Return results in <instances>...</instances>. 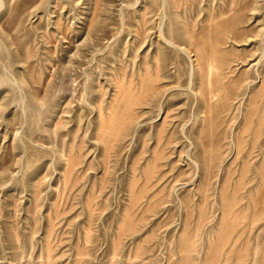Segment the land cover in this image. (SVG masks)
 Wrapping results in <instances>:
<instances>
[{
	"label": "rangeland",
	"instance_id": "1",
	"mask_svg": "<svg viewBox=\"0 0 264 264\" xmlns=\"http://www.w3.org/2000/svg\"><path fill=\"white\" fill-rule=\"evenodd\" d=\"M263 86L264 0H0V264H264Z\"/></svg>",
	"mask_w": 264,
	"mask_h": 264
},
{
	"label": "bare ground",
	"instance_id": "2",
	"mask_svg": "<svg viewBox=\"0 0 264 264\" xmlns=\"http://www.w3.org/2000/svg\"><path fill=\"white\" fill-rule=\"evenodd\" d=\"M235 3V2H234ZM245 4V3H244ZM237 6V5H236ZM236 12H238V11H236ZM235 15V14H234ZM240 17V16H239ZM242 17V16H241ZM234 18H236V17H233V15H232V18H229V19H226V20H223V21H219V22H217L214 26L212 25L211 27V29H213L214 31L213 32H204V34L202 33V34H200L197 38H195L196 39V43L194 44L195 45V47H196V53H197V57H198V60H199V63L200 62H202V63H200L201 65L202 64H204V65H208L207 67L209 68V69H211L212 68V66L215 64L214 62H217V64H216V66H218L219 65V63L218 62H220L221 64H222V62H223V60H224V58H225V51L223 50V48L220 46V44L222 43V41H223V39H224V37H223V35L225 34V30H230V31H232L234 28H236L235 27V19ZM241 19V18H240ZM217 20V19H216ZM215 20V21H216ZM237 21V20H236ZM240 21V20H239ZM241 22V21H240ZM209 24V23H208ZM210 25V24H209ZM214 27V28H213ZM187 28V27H186ZM204 28V27H203ZM239 28V27H238ZM208 30V29H207ZM210 30V29H209ZM171 31V30H170ZM189 31V30H188ZM181 32H184V31H182V29H181V31H178V32H176L177 33V35H180V34H182ZM228 32V31H227ZM190 33V32H189ZM192 33V32H191ZM198 33V32H197ZM196 34V33H195ZM194 34V35H195ZM191 35V34H190ZM227 35V34H226ZM170 36V35H169ZM192 36V35H191ZM225 36V35H224ZM228 36V35H227ZM191 38V37H190ZM223 45V44H222ZM183 47V46H182ZM194 48V47H193ZM182 49V48H181ZM186 49V48H185ZM228 51V50H227ZM158 54H159V52H158ZM232 54V53H231ZM233 56V55H232ZM158 57V56H157ZM228 61V60H227ZM198 62V61H197ZM213 62V63H212ZM227 63V62H226ZM196 65V64H195ZM203 65V66H204ZM223 65V64H222ZM218 67H220V66H218ZM222 67V66H221ZM224 67V66H223ZM198 68V67H197ZM204 67H202V69H203ZM201 69V70H202ZM209 69L207 70V71H209ZM204 70H205V68H204ZM221 70V69H220ZM222 71V70H221ZM202 72V71H201ZM210 72V71H209ZM208 72V73H209ZM223 72V71H222ZM204 73V72H203ZM206 73V72H205ZM205 73H204V75H205ZM212 74V73H211ZM160 75V74H159ZM220 75V74H219ZM217 76V74H216V76H217V78H215V85H213L214 87H216V89H220V87L223 85L222 83H223V80H221L222 79V77L221 76ZM151 76V75H150ZM201 76H202V74H201ZM154 77V76H153ZM212 77V76H211ZM149 78V77H148ZM151 78H152V76H151ZM150 79V78H149ZM152 80V79H151ZM209 80V79H208ZM226 80V79H225ZM155 81V80H154ZM149 82V81H148ZM204 82V81H203ZM237 82H239V81H237ZM155 83V82H154ZM232 83V82H231ZM122 85V84H121ZM120 85V86H121ZM127 85H129V84H127ZM123 86V85H122ZM125 86V85H124ZM118 87V86H117ZM149 87V86H148ZM152 87V86H151ZM264 87V86H263ZM154 88H155V86H154ZM223 88V87H222ZM225 88V87H224ZM223 88V89H224ZM233 88V87H232ZM120 89V88H119ZM124 89V94H125V103H124V107H123V109L121 110V111H116L115 113H114V115L112 116L111 114V116H110V118H109V120L107 121V122H105L106 121V119H105V121H103L104 123H102V124H104V125H102V126H105V133H107V135H112L113 133H115L116 134V131H119V128L121 129V127H124L125 125L124 124H126V122H127V120H129L130 121V117H132L133 115H134V113L132 112V108H133V104H135V103H137L136 101H138L139 100V98L140 97H138L136 94H134V93H132V92H130V90H128V89H126L125 90V87L123 88ZM122 89V90H123ZM136 89V88H135ZM143 89V88H142ZM153 89V88H152ZM205 89V88H204ZM203 89V90H204ZM209 89H211V88H209ZM208 89V90H209ZM216 89H215V91H216ZM237 89V88H236ZM148 90V89H147ZM154 90V89H153ZM202 90V91H203ZM212 90V89H211ZM211 90H209L210 92H211ZM117 91H120V90H117ZM150 91V90H149ZM212 91H214V90H212ZM219 91V90H218ZM221 91H222V89H221ZM262 91V90H261ZM209 92V93H210ZM226 93H228L227 91H225ZM236 92V91H235ZM148 93V92H147ZM150 93V92H149ZM208 93V97H210L211 95ZM211 93H213V92H211ZM234 93V92H233ZM119 94V93H118ZM139 94V93H138ZM220 94V93H219ZM231 94V93H230ZM230 94L228 93L227 94V96H229V99H230ZM120 95V94H119ZM148 95V94H147ZM146 95V96H147ZM213 95V94H212ZM233 95V94H232ZM124 96V95H123ZM142 96V95H141ZM204 96V95H203ZM224 96H225V94H224ZM143 97V96H142ZM219 97H220V95H219ZM232 97V96H231ZM223 98V97H222ZM226 98V97H225ZM255 98V97H254ZM115 99V98H114ZM142 99V98H141ZM140 99V100H141ZM210 99V98H209ZM218 99V98H217ZM214 102V101H213ZM225 102H227V101H225ZM254 102V101H253ZM114 103V102H113ZM211 103V102H210ZM216 103V102H215ZM138 104V103H137ZM254 104V103H253ZM211 105V104H210ZM227 105V104H226ZM111 106H112V104H111ZM207 107V106H206ZM215 107V106H214ZM115 108V107H114ZM210 108H211V106H210ZM254 108V107H253ZM208 109V108H207ZM213 109V108H212ZM117 110V109H116ZM209 111V110H208ZM252 111V110H251ZM257 111V110H256ZM133 113V114H132ZM213 114V113H212ZM211 115V114H210ZM104 116V115H103ZM133 118V117H132ZM219 118V117H218ZM135 119V118H134ZM263 119V118H262ZM132 120V119H131ZM250 120V119H249ZM261 120V119H260ZM259 122V121H258ZM261 122H262V120H261ZM245 124V123H244ZM258 124V123H257ZM124 125V126H123ZM127 125V124H126ZM246 125V124H245ZM101 126V127H102ZM211 126V125H210ZM249 127V126H248ZM256 127H257V125H256ZM213 128V127H212ZM246 129V128H245ZM244 129V130H245ZM210 130H212V129H210ZM249 130V129H248ZM121 131V130H120ZM120 131H119V133H120ZM257 131H259V130H257ZM261 131V130H260ZM124 132V131H123ZM118 133V132H117ZM212 133H213V131H212ZM122 135V134H121ZM214 135V134H213ZM256 135V134H255ZM105 136V135H104ZM115 136H117V135H115ZM242 136V135H241ZM250 136V135H249ZM254 136V135H253ZM214 137H215V135H214ZM243 137V136H242ZM257 137V136H256ZM106 138V137H105ZM110 138V137H109ZM211 138V137H210ZM239 138V137H238ZM246 138V137H245ZM112 139V138H111ZM214 139V138H213ZM247 139V138H246ZM258 139V138H257ZM115 140V139H114ZM211 140V139H210ZM239 140H240V138H239ZM254 140V139H253ZM109 141H111L110 139H109ZM238 141V140H237ZM243 141V140H242ZM213 142V141H212ZM212 142H211V144H212ZM256 144V143H255ZM210 145V144H209ZM215 145V144H214ZM243 145V144H242ZM218 146V145H217ZM214 147V146H213ZM219 147V146H218ZM217 147V148H218ZM215 152V151H214ZM219 152V150L217 151V153ZM221 154V153H220ZM215 155V154H214ZM212 157V156H211ZM216 157V156H215ZM76 159V158H75ZM77 160V159H76ZM73 161H75V160H73ZM249 167V166H248ZM262 167V166H261ZM246 168V167H245ZM247 170V169H246ZM262 171V170H261ZM263 175H264V173H263ZM262 179V178H261ZM262 181V180H261ZM262 186V185H261ZM229 187V186H228ZM263 187V186H262ZM261 187V188H262ZM226 188H224V190H225ZM230 189V188H229ZM234 189V188H233ZM237 190V189H236ZM227 191V190H226ZM238 191V190H237ZM224 192V191H223ZM228 192V191H227ZM264 192V191H263ZM260 193V192H259ZM239 194V193H238ZM253 194V193H252ZM230 195V194H229ZM251 195V194H250ZM260 195H263L262 194V192H261V194ZM260 195H258V196H260ZM225 196V195H224ZM258 196L256 195V197H257V199L259 200L258 202H260L261 200H260V197L258 198ZM264 196V195H263ZM236 197H237V195H236ZM263 198V197H262ZM137 199V198H136ZM235 199V198H234ZM255 199V198H254ZM256 199V200H257ZM233 200V199H232ZM232 200H229V201H232ZM239 200V199H238ZM252 200H253V198H252ZM255 200V201H256ZM225 201H226V199H225ZM234 201V200H233ZM228 202L227 204V206H229V204H232L233 206H234V203H235V201L234 202ZM237 201V200H236ZM242 201V200H241ZM239 202V201H238ZM257 202V201H256ZM255 203V202H254ZM253 203V204H254ZM261 203V202H260ZM240 204V203H239ZM249 204V203H248ZM256 204V203H255ZM254 204V205H255ZM236 205V204H235ZM233 206H230V207H225L226 208V210L228 209L229 210V212L231 211L232 213H233V209L231 210V208L233 207ZM248 206V205H247ZM259 206V205H258ZM264 207V206H263ZM262 208V207H261ZM236 209V208H235ZM228 210H227V213L229 214V212H228ZM243 210V209H242ZM262 211H263V209H261ZM260 210V211H261ZM255 211V210H254ZM261 211V212H262ZM200 212V211H199ZM238 212H239V210H238ZM246 212H247V210H246ZM264 212V211H263ZM262 212V213H263ZM227 213H225V214H227ZM235 213H236V211H235ZM235 213H233L234 215H237V213L235 214ZM224 214V215H225ZM233 214L231 215V213H230V215H231V217L233 216ZM242 215V212L241 213H239V216H241ZM254 214V213H253ZM245 215V214H244ZM255 215H256V213H255ZM259 215H261V214H259ZM263 215H264V213H263ZM131 217V216H130ZM227 217H229L228 215H226L225 216V218L224 219H228ZM242 217H244V216H242ZM256 218H257V216H255ZM237 218V216L235 217V219ZM130 219V218H129ZM223 219V220H224ZM232 219H233V217H232ZM242 219V218H241ZM246 219V218H245ZM258 219V218H257ZM132 220V219H131ZM252 220V219H251ZM255 220V219H254ZM129 221V220H128ZM222 222H224V221H222ZM226 222V221H225ZM248 222V221H247ZM252 222V221H251ZM132 223V222H131ZM129 224H130V222H129ZM236 224V225H235ZM238 224H240V223H238ZM237 223H236V220H227V222L225 223V225L224 224H220L221 225V227L223 228V231H221L220 233H219V235H220V237H219V240H218V242L217 243H215V247H214V249L210 252V254L208 255L209 257H207V259H208V262L207 263H209V264H213L214 262H216L215 260L217 259L216 257L218 256V253L220 252V251H222L221 249V247L223 246V247H225L224 245L226 244H224L223 242L227 239V238H229V237H227L229 234H230V231L229 230H231V233L235 230V227L234 226H236V227H238L237 225H238ZM132 225V224H131ZM223 225H224V227H223ZM127 226V225H126ZM122 227V226H121ZM234 227V228H233ZM123 228V227H122ZM222 228H221V230H222ZM125 229V228H124ZM123 229V230H124ZM219 229V228H218ZM232 229H233V231H232ZM238 230V229H237ZM229 233V234H228ZM228 234V235H227ZM218 235V234H217ZM230 236H231V234H230ZM183 238V237H182ZM228 240V239H227ZM215 241V240H214ZM181 242V241H180ZM189 242V237L186 235V237L184 236V238H183V240H182V242L180 243L181 245V247L182 248H186L187 246H189V244L190 243H188ZM229 242V241H228ZM227 242V243H228ZM224 244V245H223ZM179 246V247H180ZM246 246V245H245ZM211 250V249H210ZM223 250H224V248H223ZM244 250V249H243ZM245 251V250H244ZM255 251H257V250H255ZM264 251V250H263ZM247 252V251H246ZM242 253V252H241ZM243 254H245V253H242L241 255H243ZM255 254H256V252H255ZM186 256H189L188 254H185ZM237 256H239L238 254H237ZM264 257V256H263ZM238 259H240V257L238 258ZM264 258H262V260H263ZM218 261V260H217ZM240 262V261H239ZM242 262H244V260L242 261ZM261 262V261H260ZM263 262V261H262ZM241 263V262H240ZM264 263V262H263ZM215 264V263H214ZM218 264V263H217ZM239 264V263H238ZM242 264V263H241ZM260 264H262V263H260Z\"/></svg>",
	"mask_w": 264,
	"mask_h": 264
}]
</instances>
